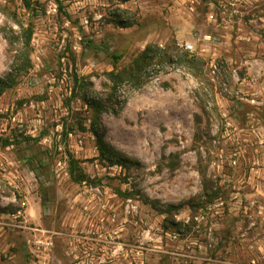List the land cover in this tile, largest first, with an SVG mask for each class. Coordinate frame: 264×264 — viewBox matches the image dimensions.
Here are the masks:
<instances>
[{"label":"rangeland","instance_id":"374dc122","mask_svg":"<svg viewBox=\"0 0 264 264\" xmlns=\"http://www.w3.org/2000/svg\"><path fill=\"white\" fill-rule=\"evenodd\" d=\"M261 18L264 0H0V264H98L117 226V264H264V170L232 200L223 182L238 148L264 159Z\"/></svg>","mask_w":264,"mask_h":264},{"label":"built area","instance_id":"2783aa9c","mask_svg":"<svg viewBox=\"0 0 264 264\" xmlns=\"http://www.w3.org/2000/svg\"><path fill=\"white\" fill-rule=\"evenodd\" d=\"M181 49L185 52H192L193 46L191 44H185L184 47H181ZM251 82H253V80H251ZM240 100L245 101L251 106H259L260 104L258 103V97H256L255 93H245V96L241 97ZM251 128L252 130H250V132L253 133L256 137H259L260 133H258V131L256 130H253V127ZM251 146V149H253V154L251 155V157L247 154V149L244 150L242 148H238V150H235L227 160V166L229 167L231 172L223 175V182L227 185V188H230L229 191L230 196L232 197L231 200L235 199L236 196L239 195V190L241 189L240 187H244L245 185L254 186L260 178V172L264 170V159H262V157H259L257 148H253V145ZM241 162L243 163L244 168H246L247 171L243 175H235L237 170L241 167ZM237 185L239 186V188H236ZM253 204L254 203H252L251 205L253 206ZM214 207L217 209L215 214L219 216L220 213H222V211L224 210L223 201L221 199H216L214 203L199 210L196 220L197 222L203 224V228L207 227L209 215H211L214 219L217 218L212 214V209ZM253 225L254 224L251 223V226Z\"/></svg>","mask_w":264,"mask_h":264},{"label":"flooded vegetation","instance_id":"af4514ba","mask_svg":"<svg viewBox=\"0 0 264 264\" xmlns=\"http://www.w3.org/2000/svg\"><path fill=\"white\" fill-rule=\"evenodd\" d=\"M119 217V221H120ZM118 231L114 232V234L116 236H108L112 239V241H108L107 236L104 235V231L100 232L99 234L95 235L94 240L97 241V251L95 252V256L99 255L100 256V261L97 262L98 264H104V263H122V261L117 260V261H113V260H109L106 261V259H108L107 257L104 259V256L109 255V252H112L113 250L116 249V247L122 246L123 247V242H124V238L122 235L123 232V227L121 229L118 228ZM117 241V242H116ZM138 243V241L134 240V243ZM135 247V246H134ZM123 250V248H122ZM112 255V254H111ZM123 256V254H122ZM80 263H86V262H82L80 261Z\"/></svg>","mask_w":264,"mask_h":264},{"label":"trees","instance_id":"16d2710c","mask_svg":"<svg viewBox=\"0 0 264 264\" xmlns=\"http://www.w3.org/2000/svg\"><path fill=\"white\" fill-rule=\"evenodd\" d=\"M116 1H121V2H127L129 0H116ZM130 25H127L126 27H129ZM30 41V33H27L26 38H25V43H29ZM152 50L151 46L146 47V49L140 54L138 60L135 61L136 66H138V68L144 66L143 64H145L147 62V60H149V54L150 51ZM186 53H183L182 57L186 58ZM111 76H113L111 74ZM6 83L0 80V96L2 95V93L4 92V90L6 89ZM98 151L100 152V155L102 157H107L110 164L114 165V163H112V157H116V153H114L113 151H110L105 145L104 143L101 141V139L99 138L96 142ZM117 163L115 164H121L122 161H120V159L118 161H116Z\"/></svg>","mask_w":264,"mask_h":264}]
</instances>
